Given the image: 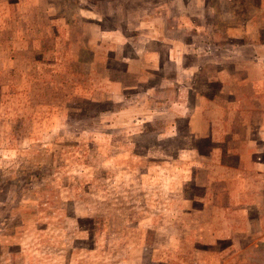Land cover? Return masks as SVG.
Wrapping results in <instances>:
<instances>
[{"label":"rangeland","instance_id":"obj_1","mask_svg":"<svg viewBox=\"0 0 264 264\" xmlns=\"http://www.w3.org/2000/svg\"><path fill=\"white\" fill-rule=\"evenodd\" d=\"M0 264H264V0H0Z\"/></svg>","mask_w":264,"mask_h":264}]
</instances>
